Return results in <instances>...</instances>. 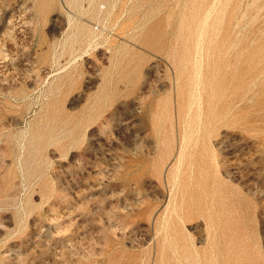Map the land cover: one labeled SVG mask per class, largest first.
Here are the masks:
<instances>
[{"label": "rangeland", "instance_id": "obj_1", "mask_svg": "<svg viewBox=\"0 0 264 264\" xmlns=\"http://www.w3.org/2000/svg\"><path fill=\"white\" fill-rule=\"evenodd\" d=\"M0 264H264V0H0Z\"/></svg>", "mask_w": 264, "mask_h": 264}]
</instances>
